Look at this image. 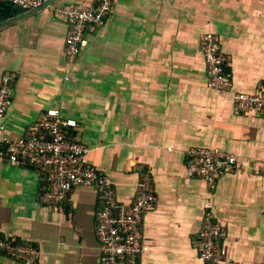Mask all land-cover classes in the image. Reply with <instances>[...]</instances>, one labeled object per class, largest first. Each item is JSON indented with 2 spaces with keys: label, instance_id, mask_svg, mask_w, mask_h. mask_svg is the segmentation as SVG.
Returning <instances> with one entry per match:
<instances>
[{
  "label": "crops",
  "instance_id": "obj_1",
  "mask_svg": "<svg viewBox=\"0 0 264 264\" xmlns=\"http://www.w3.org/2000/svg\"><path fill=\"white\" fill-rule=\"evenodd\" d=\"M74 3L87 0L52 4ZM25 12L0 4V82L16 74L6 132L21 136L59 108L77 120L72 134L113 179L120 202H133L142 187L155 192L141 264H206L197 248L207 211L227 229L223 245L237 264H264V118L236 110L232 97L264 82V0H119L89 27L74 61L67 22L48 6L14 20ZM205 32L219 35L228 56L229 93L208 86ZM196 145L237 156L214 188L188 172L186 150ZM50 179L49 168L11 163L0 142V236L37 246L39 264H101V190L77 186L50 203ZM0 264L21 262L0 252Z\"/></svg>",
  "mask_w": 264,
  "mask_h": 264
},
{
  "label": "built area",
  "instance_id": "obj_2",
  "mask_svg": "<svg viewBox=\"0 0 264 264\" xmlns=\"http://www.w3.org/2000/svg\"><path fill=\"white\" fill-rule=\"evenodd\" d=\"M48 0H0V4L20 7L25 11L42 6ZM119 0H87L82 4H50L48 7L68 24L65 49L74 61L87 45V30L102 25L113 13ZM201 49L208 70V86L217 94H226L233 88V78L227 70L228 56L215 32H205ZM16 74L8 71L0 82V142L6 158L14 164L41 166L51 170V179L45 188L50 203L63 202L74 187L88 186L101 190L103 205L97 211L96 233L99 239L101 264H141L148 245L143 237L145 215L154 209L157 195L142 187L133 202L123 203L117 197L115 183L99 171L88 159L90 147L71 130L78 128L76 119L65 116L59 108H48L29 124L18 137L8 134L3 124L13 101L12 85ZM233 101L238 111L256 112L264 118V82L255 91L234 92ZM188 172L204 179L214 188L218 179L233 170L237 156L215 146H191L186 150ZM264 174V165L261 168ZM228 231L211 211L203 218L198 244V255L206 264H237L227 253L223 240ZM0 252L17 259L21 264H39L41 251L32 244L13 237L0 236Z\"/></svg>",
  "mask_w": 264,
  "mask_h": 264
},
{
  "label": "water",
  "instance_id": "obj_3",
  "mask_svg": "<svg viewBox=\"0 0 264 264\" xmlns=\"http://www.w3.org/2000/svg\"><path fill=\"white\" fill-rule=\"evenodd\" d=\"M56 1H58V0H48L42 6H39V7L35 8V9H32V10H29V11L25 12L23 15L19 16V18H15L14 20H16V19L18 20V19L25 18V17H27V16H29V15H31V14L39 11V10H42V9L46 8L48 5H50V4H52L53 2H56ZM9 21L11 22L13 20H9ZM4 23H6V22H4Z\"/></svg>",
  "mask_w": 264,
  "mask_h": 264
}]
</instances>
